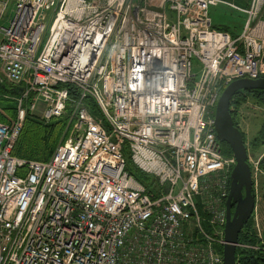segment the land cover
<instances>
[{"label": "built area", "instance_id": "1", "mask_svg": "<svg viewBox=\"0 0 264 264\" xmlns=\"http://www.w3.org/2000/svg\"><path fill=\"white\" fill-rule=\"evenodd\" d=\"M242 1L17 0L1 27L0 0V83L22 88L0 123V264H224L237 163L216 108L231 83L264 78V0ZM220 6L244 16L237 35L213 26ZM69 106L73 136L49 161L12 154L29 113L49 123Z\"/></svg>", "mask_w": 264, "mask_h": 264}, {"label": "trees", "instance_id": "2", "mask_svg": "<svg viewBox=\"0 0 264 264\" xmlns=\"http://www.w3.org/2000/svg\"><path fill=\"white\" fill-rule=\"evenodd\" d=\"M241 1V0H240ZM216 27V26H215ZM220 31L237 35L239 31L233 33L229 27H216ZM21 87H16L6 83L0 85V123L11 125L17 118L18 98L21 96ZM70 95L75 98L78 92L74 87L68 86ZM248 98H253L255 102L264 107V90H251L237 92L232 104L239 108L241 102H246ZM87 106L94 115L99 114V108L92 98L86 101ZM72 109L68 107V117L54 119L49 123L43 122L39 117L28 114L23 126L21 135L12 154L25 160H34L47 162L51 159L58 146L64 143L70 137V113ZM235 125L238 127V117L232 112ZM72 132L74 124H71ZM66 134V135H65ZM244 135V134H243ZM245 140V135H244ZM246 141V140H245ZM264 145V125L258 133V136L252 141V149L258 151ZM223 153L226 156H232V150L227 144H222ZM261 168L264 171V157L261 160ZM134 172L129 173L142 183H149L151 178L134 167ZM255 195V192L253 190ZM262 198L264 201V182L262 184ZM221 252L222 249H220ZM237 264H264V228L261 237L259 236L254 217L244 226L239 237V246L236 251Z\"/></svg>", "mask_w": 264, "mask_h": 264}, {"label": "water", "instance_id": "3", "mask_svg": "<svg viewBox=\"0 0 264 264\" xmlns=\"http://www.w3.org/2000/svg\"><path fill=\"white\" fill-rule=\"evenodd\" d=\"M251 90H264V78L243 79L231 83L222 93L215 113V129L218 139L222 144L230 147L237 163L231 176V187L226 203V245L222 252L224 264H237L236 251L240 234L253 217L256 208L248 147L241 128L235 125L231 109L237 92Z\"/></svg>", "mask_w": 264, "mask_h": 264}, {"label": "rangeland", "instance_id": "4", "mask_svg": "<svg viewBox=\"0 0 264 264\" xmlns=\"http://www.w3.org/2000/svg\"><path fill=\"white\" fill-rule=\"evenodd\" d=\"M17 0H12V3L6 13V16L4 20L1 22V27H6L9 23V21L14 16V10H15V3ZM236 3L238 6L247 8L249 6V2H243L242 0H227ZM210 17L212 19L213 24L217 27H229L233 33H236L239 29H241L242 24L244 22V16L241 13L234 12L230 9H227L226 7L220 6V7H211L210 8ZM51 15V14H50ZM52 19H50L47 23V28L45 30L42 44H41V50L44 48L45 44L47 43L49 37H50V29L52 26ZM236 31H235V30ZM193 73L199 75L200 74V65L197 60L193 61ZM6 83H0V85H3ZM41 109V108H40ZM238 112V124L241 128L243 134L245 135V142L248 147L249 151V157L253 159H259L264 157V145L261 147L258 151H254L252 149V141L258 136L259 131L261 130L262 126L264 125V107L257 104L253 98H248L246 102H241L239 105V108L237 110ZM38 117V116H37ZM65 118L68 117V113L63 116ZM70 117V116H69ZM70 137L73 136L72 132V126H71V118H70ZM74 129V128H73ZM74 131V130H73ZM66 135V134H65ZM68 137V138H70ZM126 157V163H127V171L130 173H133L134 165L131 161V158L129 154L125 155ZM259 179V196L256 203V208L254 212V221H255V227L257 232L258 230H262L264 228V201L262 198V184L264 182V171L262 170V174L258 177Z\"/></svg>", "mask_w": 264, "mask_h": 264}, {"label": "crops", "instance_id": "5", "mask_svg": "<svg viewBox=\"0 0 264 264\" xmlns=\"http://www.w3.org/2000/svg\"><path fill=\"white\" fill-rule=\"evenodd\" d=\"M213 26L215 27V25L213 24ZM241 29H239L238 31L240 32ZM2 84V83H1Z\"/></svg>", "mask_w": 264, "mask_h": 264}]
</instances>
